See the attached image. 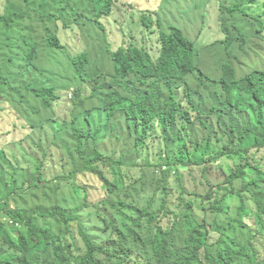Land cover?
Returning a JSON list of instances; mask_svg holds the SVG:
<instances>
[{"label": "trees", "instance_id": "obj_1", "mask_svg": "<svg viewBox=\"0 0 264 264\" xmlns=\"http://www.w3.org/2000/svg\"><path fill=\"white\" fill-rule=\"evenodd\" d=\"M50 1H41L45 10L0 15V103L20 89L55 114L0 148V264H174L178 256L180 264H264V67L239 77L232 62L248 38L264 44V0H231L229 7L228 0H78L76 20L50 12ZM194 2L206 8L197 41L211 4L221 13L228 61L222 60L218 80L202 69L203 54L216 44L201 52L182 26ZM33 10L66 30L103 34L108 55H73L56 33L44 43L21 44L18 23ZM226 13L243 41L229 38ZM114 28L122 32L113 44ZM72 89L79 101L94 98L99 106L83 110L75 99L71 105ZM120 125L130 136L122 158L98 150L88 160L86 142L100 146ZM70 130L83 167L62 148ZM225 162L232 166L221 182L206 180L209 168ZM60 164L65 173L50 177ZM133 169L140 172L135 181ZM149 170L160 175L151 191ZM173 170L179 173L175 191ZM196 170L203 191L185 186L184 174ZM87 174L119 193L120 202L92 203L89 187L80 185ZM68 188L71 209L57 203L52 212L29 214L20 206L54 190L60 198ZM38 217L61 221L64 234ZM179 226L186 235L176 241L172 231Z\"/></svg>", "mask_w": 264, "mask_h": 264}, {"label": "rangeland", "instance_id": "obj_2", "mask_svg": "<svg viewBox=\"0 0 264 264\" xmlns=\"http://www.w3.org/2000/svg\"><path fill=\"white\" fill-rule=\"evenodd\" d=\"M42 0H32L31 3H28V0H0V15L8 14L11 11H20L24 8H40L45 10L40 6ZM64 1V2H62ZM76 1L78 0H51L49 5L50 12H57V14H63L67 19L76 20L78 18V13L75 10L77 7ZM80 1V0H79ZM161 0H158L160 2ZM67 5L65 6V4ZM197 2H194L192 5L190 12L185 14V19L182 20V26L189 33L190 38L196 40V36L198 30L200 28V24L202 23V14L205 12L206 8L199 7L197 9ZM231 0L226 2V6H231ZM70 6V12L66 11L65 7ZM87 6V5H86ZM80 10L82 7L79 5ZM72 11L74 13H72ZM89 14V13H88ZM221 13L219 12L218 5L214 2L213 5L208 8L207 16L205 24V31L201 38L197 41L199 50L204 51L206 47H211L215 45L214 48L210 49L208 52L203 54V64L202 69L208 75L211 74L212 78L218 80L221 76V72L219 69L221 67L222 60L228 61L226 58V53L224 51V45L220 42L225 40V35L223 34V29L221 28L220 18ZM227 18L230 20V32L229 38L233 39L234 42L243 41L240 34L234 29V22L230 15L226 13ZM40 14L36 11H32L26 18L21 20L18 23V37L21 38V44L24 45V42L33 41L38 43H44V40L48 38V36L52 33H56L60 35L62 41L65 45L69 47V51L73 55L82 54L88 50H90L95 56L97 55H108L109 46L104 40V35L99 32L94 33H86L85 30H80V28H73L70 30L64 29V26L58 22H54L51 19L41 20ZM226 20V18H224ZM246 20V22H248ZM63 23V22H62ZM250 28V23L248 24ZM87 28V25L86 27ZM113 34L111 37V41L114 44L115 41L121 40V30L115 29L111 30ZM121 31V32H120ZM219 43V44H217ZM241 45V44H240ZM238 52L232 54V62L236 66V70L238 72L239 77H244L252 71L261 70L264 67V44L259 41L248 38L247 44L244 45V50L242 51L238 46ZM220 58H222L220 60ZM61 59H64L61 57ZM113 66H109L106 69L107 74H112ZM77 100L75 96V91L72 89L69 100L71 105H73V100ZM82 102L84 105H82ZM79 105L83 108V110H90L94 107H98L99 103L96 99H83L79 101ZM60 111V110H59ZM55 117V114L47 109L41 99L35 97L33 93L23 91L17 89L8 94L6 100L0 103V148L5 145H10L13 142H18L25 137L26 134L30 132V128L33 126H38L42 124L44 121L49 118ZM126 127L120 125L114 132L109 135V138L106 143L97 146L94 145L93 142H86V146L84 149V155L88 160L95 159L97 157L98 150L103 153L105 157L113 158L116 161H119L126 147L130 144L129 139L130 136L126 132ZM67 136L61 139L62 148H64L66 155L70 158V161L73 163L74 159L78 160V167H83V163L79 159V155L76 151L77 144L74 141L72 131ZM61 167V171L56 173L57 170H54L53 173H50V177L54 178L57 175L61 176L63 173L62 164L59 165ZM232 166V163H218L215 166L209 168L206 177L211 184L219 183L222 180V173L228 174L229 168ZM66 171V170H65ZM110 171V170H108ZM164 171H168L167 168ZM5 172V171H4ZM161 172V171H160ZM159 172V173H160ZM139 170L133 169L132 178L134 181L139 179ZM155 170L147 171V179H148V187L149 191L157 188V182L160 180V175ZM108 174L113 178L114 173L108 172ZM184 174V172H183ZM7 175L8 179L11 180V173L5 172V176ZM178 176L179 173L177 170H173L171 174V188L172 190L178 189ZM5 181V180H4ZM185 186L190 191H195V187L198 188V191H203V188H200V184L202 183L201 175L198 170L192 173L190 176L189 173L184 174ZM6 182V181H5ZM80 185L89 187L88 194L91 196L92 203L102 202L107 204L110 207L118 204L120 202V194H110L106 191L105 185L103 182L95 176H91L87 174L80 178ZM65 187H68L65 186ZM72 188L64 189L61 191V196L58 198L60 193L55 190L49 195L39 196L37 198H29L27 200L28 203H21L20 206L23 211H26L29 214L34 212L40 213H49L55 210L57 203L61 207H65L67 209H71L69 204L65 202V200L69 201L72 199ZM84 209V208H83ZM91 211V210H90ZM87 211V214L90 215L88 218V222H93L95 219L90 213ZM85 212V211H83ZM3 221L7 218L5 216L1 217ZM38 220L42 225L48 224L50 228L58 235H63L64 231L61 226V221L56 222L55 220L49 219L45 220L41 217H38ZM247 224L252 226V222L247 220ZM182 225V222H181ZM24 230V228H19ZM172 235L176 241L183 239L186 235L185 231L182 230V227L179 226L176 230L172 231ZM216 237L211 239V242L215 241ZM239 242V240H237ZM243 242V241H242ZM242 242L239 245H242Z\"/></svg>", "mask_w": 264, "mask_h": 264}, {"label": "clouds", "instance_id": "obj_3", "mask_svg": "<svg viewBox=\"0 0 264 264\" xmlns=\"http://www.w3.org/2000/svg\"><path fill=\"white\" fill-rule=\"evenodd\" d=\"M5 222H7V221H5ZM11 222V221H10ZM11 224L12 225H14L15 223L14 222H11ZM186 250V249H185ZM183 259H184V257H182V256H178V257H173V262H175V263H181L182 261H183ZM174 263V264H175Z\"/></svg>", "mask_w": 264, "mask_h": 264}]
</instances>
